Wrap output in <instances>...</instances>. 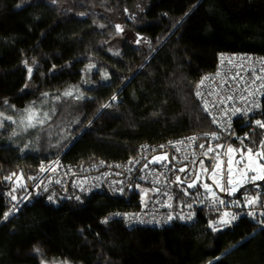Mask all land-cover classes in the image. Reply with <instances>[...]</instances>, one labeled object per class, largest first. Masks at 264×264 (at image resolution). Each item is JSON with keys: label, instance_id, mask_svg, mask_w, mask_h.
<instances>
[{"label": "trees", "instance_id": "obj_1", "mask_svg": "<svg viewBox=\"0 0 264 264\" xmlns=\"http://www.w3.org/2000/svg\"><path fill=\"white\" fill-rule=\"evenodd\" d=\"M72 1L0 0V264H264V194L246 198L264 178L229 194L244 206L237 225L201 209L191 223L129 228L100 219L140 207L135 190L67 188L55 206L36 193L43 162L122 164L143 144L212 131L197 84L219 53L264 55V0H82L78 9ZM29 109L40 123L24 125ZM261 142L256 128L233 146ZM179 169L174 201L186 206L200 189L186 193L175 177L194 173ZM19 176L25 184L15 188ZM36 245L49 259L31 253Z\"/></svg>", "mask_w": 264, "mask_h": 264}, {"label": "built area", "instance_id": "obj_2", "mask_svg": "<svg viewBox=\"0 0 264 264\" xmlns=\"http://www.w3.org/2000/svg\"><path fill=\"white\" fill-rule=\"evenodd\" d=\"M195 95L213 125L212 131L143 144L134 158L122 164L100 162L78 170L76 165L59 160L43 162L36 182L37 195H42L46 204L55 206L65 197L62 193L66 194L67 188L86 196L107 191L121 196L130 190V186L143 184L152 192L150 201L136 209H115L100 221L118 220L129 228H162L176 221L191 223L199 210L206 209L222 212L226 222L237 225L244 206L241 201H229L225 181L217 191L193 192L186 206H176L170 177L179 166L180 169L187 168L188 174H195L198 162L203 159L214 160V167L216 158L223 162L226 179L227 149L241 142L254 129L262 128L256 121L264 123V55L219 53L215 69L200 78ZM236 109L240 111L236 112ZM214 147H218L217 152L213 151ZM161 154L167 156L166 161L149 163L150 157ZM252 194H264V184L253 185L249 195ZM249 197L246 195L247 200Z\"/></svg>", "mask_w": 264, "mask_h": 264}, {"label": "rangeland", "instance_id": "obj_3", "mask_svg": "<svg viewBox=\"0 0 264 264\" xmlns=\"http://www.w3.org/2000/svg\"><path fill=\"white\" fill-rule=\"evenodd\" d=\"M46 1H49L58 7L67 8L69 5V1L71 0H46ZM81 1L82 0L72 1L73 5H75V3L77 5L71 6V8L72 7H76V9L80 8V5L82 4ZM119 29H121L120 26H119ZM122 34L124 38H127L132 43H135L139 46L144 45L142 41L136 39L135 37L133 38L132 34H125L123 32ZM23 118H24L23 122L25 126H28L30 124L31 125L36 124L40 120L39 110L29 109L23 114ZM231 148L234 149L235 151L232 153H227V155H228V159L231 157L234 161L233 171H232V180H233L232 184L227 183V180L229 177L226 173V179L224 178L223 165L221 162L217 161L216 158H215V166L217 164H220L219 168H216L215 166L212 167V161H210V164L208 165L205 162V160H200L197 165V170L190 181L188 182L180 181V179L179 180L177 179L178 176L175 177L176 181L184 185L183 187L186 189L185 191L186 193L188 191L187 189L194 190L196 188H199L202 191L205 190V191L214 192V191H217V189L223 187V184L225 181L228 192L231 195L235 194L243 185H246L247 183H256V182L261 181L264 178V171L261 170L262 166H264V156H260L256 154L264 153V142L259 143L257 150H254L253 148L242 149V148H237L235 146H231ZM248 149H251L254 154L251 158L250 165L248 164V159H249L248 152H247ZM242 155L244 157V162L236 163V161L240 160ZM162 159H165L166 161L167 156L163 154L154 156L149 160V163L153 164V163L161 161ZM183 169L185 168L183 167ZM213 170H215V176L212 175ZM39 177H40V174L38 175V179ZM253 177H255V179H252ZM14 182H15V185L14 183L13 185L15 186V188L19 186H23L25 184V181L23 180L21 176L14 179ZM193 183H194V186L189 187V185ZM205 184L209 186L210 190L204 187ZM132 190H135V192H137L140 195L142 203H147L148 201H150L152 197V192L150 188L146 185H143V184L132 185L130 186V191ZM10 196L13 200V203H16L19 199L15 193L14 194L11 193ZM248 196L250 195L248 194ZM14 211H15V204L11 207V213ZM31 253L36 254V255L38 254L40 256L46 255L45 249L41 245H36ZM45 258L49 259L48 256H45ZM43 264H69V263L58 260V259H50Z\"/></svg>", "mask_w": 264, "mask_h": 264}, {"label": "snow or ice", "instance_id": "obj_4", "mask_svg": "<svg viewBox=\"0 0 264 264\" xmlns=\"http://www.w3.org/2000/svg\"><path fill=\"white\" fill-rule=\"evenodd\" d=\"M227 99H232V97H227ZM235 111H236V112H239L240 109H236ZM256 123H257V125H259L260 127L264 128V123H261V121H256ZM200 147L203 148L204 145H200ZM209 151H212V150L209 149ZM234 151H235V150L232 149L231 147H229V148L227 149V152H228V153H232V152H234ZM247 152H248V158H249V159H248V164L250 165V163H251V158H252V156H253L254 154H253V152H252L251 149H248ZM256 155L264 156V153H257ZM242 162H244V157H243V155L241 156V158H240L239 161H236V163H242ZM221 163H223V162H221ZM233 163H234V161H233V159L230 157V158L227 160V175H228V177H229L228 180H227V183H228V184H232V183H233V180H232ZM215 167H216V168H219V167H220V164H217ZM261 170L264 171V166H262ZM179 171H185V169L181 168V169H179ZM205 171H206V170H205ZM212 175L215 176V170H213ZM177 179L179 180V177H178ZM197 179H198V177H197ZM252 179H255V177H253ZM193 186H194V183L189 185V187H193ZM204 187H205L206 189L210 190V189H209V186H208L207 184H205ZM222 202H223V201H221V203H222ZM249 203H251V201H249ZM225 215H228V214L226 213ZM234 218H235V217H233V219H234Z\"/></svg>", "mask_w": 264, "mask_h": 264}]
</instances>
